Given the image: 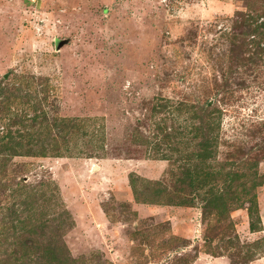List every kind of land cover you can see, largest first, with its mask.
Returning a JSON list of instances; mask_svg holds the SVG:
<instances>
[{"label":"rangeland","instance_id":"374dc122","mask_svg":"<svg viewBox=\"0 0 264 264\" xmlns=\"http://www.w3.org/2000/svg\"><path fill=\"white\" fill-rule=\"evenodd\" d=\"M0 264H264V0H0Z\"/></svg>","mask_w":264,"mask_h":264},{"label":"water","instance_id":"95a60500","mask_svg":"<svg viewBox=\"0 0 264 264\" xmlns=\"http://www.w3.org/2000/svg\"><path fill=\"white\" fill-rule=\"evenodd\" d=\"M68 41L69 40L67 38L66 39H59V38H57L55 40V48L58 50L59 48H61V46L67 44Z\"/></svg>","mask_w":264,"mask_h":264}]
</instances>
